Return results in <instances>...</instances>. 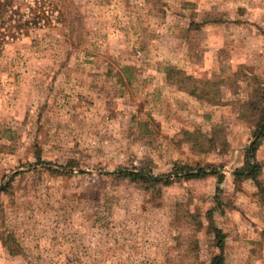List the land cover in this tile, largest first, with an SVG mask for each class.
<instances>
[{
  "label": "rangeland",
  "instance_id": "374dc122",
  "mask_svg": "<svg viewBox=\"0 0 264 264\" xmlns=\"http://www.w3.org/2000/svg\"><path fill=\"white\" fill-rule=\"evenodd\" d=\"M178 70L221 104L179 89ZM258 81L264 0H0V264H208L212 176L158 192L110 175L175 162L225 174L224 264H264V206L231 176ZM186 130L223 139L200 149ZM257 159L264 186V139Z\"/></svg>",
  "mask_w": 264,
  "mask_h": 264
},
{
  "label": "trees",
  "instance_id": "16d2710c",
  "mask_svg": "<svg viewBox=\"0 0 264 264\" xmlns=\"http://www.w3.org/2000/svg\"><path fill=\"white\" fill-rule=\"evenodd\" d=\"M177 77V78H174ZM169 80L172 83L178 85L179 89L186 92L188 95L199 99L206 100L214 104H221L214 102L215 97L209 94V91L206 90V86L213 87V83L202 82L199 80L203 86L200 88L196 86V79L193 75L186 73L184 70H178L173 75H168ZM247 107V112L252 119L251 127V141L244 148V157L243 162L240 167L233 170L231 173L232 178L235 182L239 181H251L257 191L259 196V201L264 206V186L261 184L258 176L262 170V164L257 159V153L260 147L262 146V140L264 139V81H258L255 83L254 88L252 89L251 97L243 104ZM184 137L187 141L191 142L194 146L198 148L205 147L215 150L222 138L221 135H218L216 130L213 132H201L198 130L184 131ZM205 143V144H202ZM221 151H224L225 145L222 141ZM110 175H113L119 180H128L130 182L139 183L144 185L147 189L157 190L159 192V186H167L173 181L176 180H190L193 178H200L205 176H212L215 180L214 192H213V204L206 212V220L208 222L209 229L214 234V246L217 251L211 256L208 264H224L225 260V250H226V237L225 232L218 226H215L212 220V213L214 211L223 212L225 202L223 200L222 194L224 189L222 187L225 181V174L219 171L218 167L213 164H204L200 163L194 164H182L180 162H175L172 166V169L167 174L156 175L151 172L150 169H145L143 167H118ZM5 186H0V192L5 191ZM7 241V240H6ZM7 247L12 252L10 245Z\"/></svg>",
  "mask_w": 264,
  "mask_h": 264
}]
</instances>
